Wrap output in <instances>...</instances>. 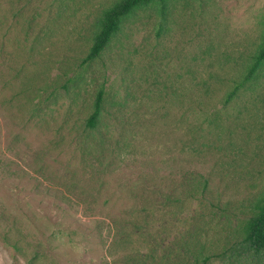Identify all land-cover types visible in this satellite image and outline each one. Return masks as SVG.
Listing matches in <instances>:
<instances>
[{"label": "rangeland", "instance_id": "obj_1", "mask_svg": "<svg viewBox=\"0 0 264 264\" xmlns=\"http://www.w3.org/2000/svg\"><path fill=\"white\" fill-rule=\"evenodd\" d=\"M114 1L0 0V264H142L126 233L143 217L140 242L172 257L193 231L236 236L261 187L264 61L224 100L264 32V0L142 5L81 63ZM195 170L205 198L191 195Z\"/></svg>", "mask_w": 264, "mask_h": 264}, {"label": "trees", "instance_id": "obj_2", "mask_svg": "<svg viewBox=\"0 0 264 264\" xmlns=\"http://www.w3.org/2000/svg\"><path fill=\"white\" fill-rule=\"evenodd\" d=\"M151 3H158L160 14H166L167 0H115L104 8L98 26L92 34L91 44L81 63H88L99 58L111 38L119 32L125 19L138 7ZM21 10L22 8H19L16 13H21ZM249 60L244 66L240 79L228 92L224 102L236 95L239 88L255 77L259 66L264 61V32L260 36L255 51L250 54ZM105 93V87L101 84L95 93L91 110L84 119L86 128L95 129L99 125L105 107ZM195 175L199 178L200 188L194 189L191 195L195 199L205 198L209 178L196 170ZM214 206L220 208L217 204ZM241 207L245 208L237 213V219L241 220L242 225L236 236L226 235L225 238L213 241L212 236L204 237L200 232L194 233L193 231L177 244L178 254L172 257L165 253L156 254L149 242L146 240L144 244L140 242V238L145 239L146 234H140L137 231L149 225V218L143 217L130 223L131 226L137 223V226L135 230L126 233L129 238L126 248L129 249L132 259H139L142 264H211L213 260L228 261L230 264H264V180L257 193ZM221 209L227 210L225 207ZM138 253L140 257H136Z\"/></svg>", "mask_w": 264, "mask_h": 264}]
</instances>
